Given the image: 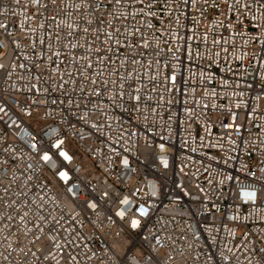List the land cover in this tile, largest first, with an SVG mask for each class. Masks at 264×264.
Instances as JSON below:
<instances>
[{
    "label": "built area",
    "instance_id": "obj_1",
    "mask_svg": "<svg viewBox=\"0 0 264 264\" xmlns=\"http://www.w3.org/2000/svg\"><path fill=\"white\" fill-rule=\"evenodd\" d=\"M262 2L121 0L100 4L92 25L83 9L55 10L63 21L58 29L49 18L51 5L37 11L30 0H0V24L6 25L0 42L7 45L0 47V63L11 73H0V148L26 153L24 133L35 131L39 120L44 131L55 129L54 136L66 139L88 185L75 204L60 202L54 210L58 218L64 214L55 234L69 241L57 254L60 264H143L155 238L163 245L160 255H174L177 264H210V256L217 264H224L222 256L228 264H264V197L252 203L240 196L242 189L264 185ZM110 13L127 18H112V40L105 42L94 29L103 17V31H109ZM67 23H74L71 37ZM134 28L140 31L129 37ZM142 38L147 48L124 47ZM129 93L140 102L129 101ZM29 162L13 161L32 175ZM17 191L14 186L13 199ZM38 195L33 181L28 199ZM124 196L131 206L118 203ZM92 197L95 210L83 203ZM139 204L149 207L148 215L132 211ZM124 209L123 219L115 215ZM133 217L140 220L135 229Z\"/></svg>",
    "mask_w": 264,
    "mask_h": 264
},
{
    "label": "snow or ice",
    "instance_id": "obj_2",
    "mask_svg": "<svg viewBox=\"0 0 264 264\" xmlns=\"http://www.w3.org/2000/svg\"><path fill=\"white\" fill-rule=\"evenodd\" d=\"M137 2L142 3L143 0H137ZM30 3L36 7L37 11L40 9L47 10L49 5H51L54 11L49 18L56 23V27L59 29L63 21L57 19L55 10L63 12L64 9L71 8L76 13H79L83 9L86 13L84 17L86 23L92 25L93 19L91 17L93 13L98 14L100 12V4L110 5L114 3L120 5L121 0H78L75 3H66V0H30ZM194 3L195 0H193ZM245 7L250 8V5L245 4ZM260 7H264V2L260 4ZM88 9H92V12H88ZM68 15L71 18L72 13H68ZM132 15L135 17L136 13L133 12ZM109 16L110 18L107 21L109 31H103L102 26L105 24L103 17H99L98 26L94 29L97 33V39H99V35L102 33L105 36V42L112 40V18H127L124 13H121L120 16H116L115 13H110ZM40 27L44 26L40 25ZM66 27L70 30L67 35L70 37L73 36L74 32L71 30L74 27V23H67ZM0 28H6V25L0 24ZM77 30H79L78 25ZM82 31L87 33L89 28L85 27ZM139 31L138 28H134L128 32V36L132 37ZM116 32L118 34L119 29H116ZM7 35L10 36L11 33ZM56 39L59 41V33L56 34ZM12 43L16 42L12 41ZM116 45L117 47L120 46L119 40L116 41ZM16 46L19 47V44ZM65 46L67 47L68 45ZM70 46L72 48L82 47V45L76 43H72ZM148 46V41L144 38H142L139 44L127 43L124 45L129 50L133 48H147ZM0 47H7V45L0 42ZM95 51L99 53L100 49L96 48ZM54 54L59 56L60 53L57 51ZM2 55L3 53H0V56ZM127 58L126 56L125 59ZM131 60L133 64L138 63L135 56H132ZM11 67L12 70L15 69L14 64ZM20 67H23V65H20ZM87 67L91 69L92 64L89 63ZM0 73H7L9 76L11 74L4 63H0ZM97 75H103V73H97ZM131 75V73H128L129 78H131ZM120 79L123 80L124 77L122 76ZM172 80H175V76L172 77ZM91 83L95 84L96 81L92 80ZM121 89H123V85H121ZM139 91L140 89H136L137 93ZM123 95L124 93L121 91V100L123 99ZM128 96L129 101L134 100L137 104L140 102V95L133 96L129 93ZM0 112H4L3 107H0ZM26 114L32 116V113ZM36 123L37 127L35 131H26L24 133L28 138L25 141L27 147L26 153L21 150L17 154V151L9 146L0 148V153L10 154L0 155V209L12 210L9 212H0V262L2 264H50L52 261L55 264H60V261L57 259V254H62L64 244H67L69 241L67 238L55 234L62 226L61 222L64 220V214L61 210V215L58 218L54 214V210L60 208V202L75 204L80 199L79 193L81 186H83L85 191L88 188V185L78 175L80 169L74 167L77 155L69 150L66 139L60 135L54 136L55 129L44 131L39 120ZM92 127L95 128L97 125L93 124ZM29 128H31V125H29ZM237 131H239V125H237ZM159 149L163 153L165 151V145L161 143ZM21 159L30 161L25 167L28 172L33 173L32 175H26L13 163V161H19ZM31 161H35V163ZM161 163L167 168L168 162L163 156H161ZM121 164L127 167L129 164L128 159L121 160ZM18 171H20L19 176L17 175ZM261 171L264 172V169H261ZM49 176L51 180L48 179ZM21 177H23V183H21ZM4 178H7V180L5 181ZM260 179L264 180V176ZM33 181L39 187L42 195L34 196L29 200L28 191L31 190ZM73 181H76V183H73ZM14 186L19 189L15 199L12 198ZM93 191H95L94 188ZM49 193H52V195H49ZM100 195L102 198H108L110 193L109 191H103ZM240 196L246 202L255 203L259 197H264V185L259 190L254 187L251 189H242ZM49 203L53 205L52 210L47 209ZM83 203L88 209L95 210L97 208V202H95L94 197L86 198ZM118 203L120 205L131 206V202L127 196L119 199ZM126 211L127 209L117 210L115 215L123 219ZM132 211L134 213L138 212L140 217H144L148 215L149 207L144 204H139L132 208ZM139 224L140 220L138 218L133 217L130 221V226L133 229L137 228ZM64 231H67V229H64ZM155 239L156 245L147 252L143 264H177L174 255L168 253L160 255V249L163 245L158 238ZM71 259L75 261L76 257H71ZM222 260L224 264H228L227 256H222ZM209 261L210 264H217L214 256H210Z\"/></svg>",
    "mask_w": 264,
    "mask_h": 264
}]
</instances>
